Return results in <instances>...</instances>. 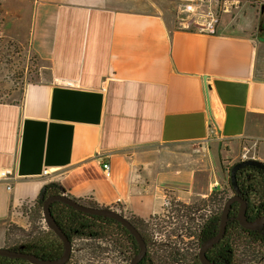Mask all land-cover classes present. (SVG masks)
Instances as JSON below:
<instances>
[{
    "label": "crops",
    "instance_id": "1",
    "mask_svg": "<svg viewBox=\"0 0 264 264\" xmlns=\"http://www.w3.org/2000/svg\"><path fill=\"white\" fill-rule=\"evenodd\" d=\"M115 1L0 0L1 28L39 67L0 100V171L13 174L0 179V246L50 184L146 219L217 189L246 141L264 162V0H202L214 33L177 29L159 0Z\"/></svg>",
    "mask_w": 264,
    "mask_h": 264
},
{
    "label": "flooded vegetation",
    "instance_id": "2",
    "mask_svg": "<svg viewBox=\"0 0 264 264\" xmlns=\"http://www.w3.org/2000/svg\"><path fill=\"white\" fill-rule=\"evenodd\" d=\"M242 173L244 174L243 179L245 181L250 180L254 181V183L264 181V172ZM245 181L241 184L240 188L238 186L239 193L237 195L247 202L245 214L248 220L253 221L264 215V200L263 205L253 206L250 200L248 202V199L245 198ZM229 185L230 179L228 172L226 181L219 187L217 183V189H212L206 197L191 203L181 202L176 199V196L169 200L166 199L163 210L159 214L146 219L125 212L115 205L108 206V208L116 210L123 215L142 237L146 249L137 264H203L199 257L200 249L202 243L214 235L219 228L220 213L223 204L230 197ZM231 189L232 196L235 194V191L232 187ZM60 192L61 190L57 193ZM57 193H45V196ZM199 202L202 204L199 208L195 207L196 205H188ZM54 203L52 202L50 204L51 214L66 235L70 237L68 229L61 226L63 222L59 217V212L54 210ZM238 206V201H234L231 208L233 207L238 210ZM187 207L190 210H186L185 212ZM236 214L237 211L235 214H232V217H229L224 234L220 240L205 250L204 254L206 259L211 264H264V222L253 229H248L239 224L235 218ZM35 217L39 224L41 223V226H38L36 222L33 235H31L29 242H19L13 246L3 245L0 247L30 253L40 259H54L58 257L62 253L63 244L58 235L46 225L42 214V202L41 208L35 212ZM110 219L112 227L108 234L109 243L115 249V254L118 255L117 257L124 258L127 261L126 264H130L133 256L139 251L138 242L125 226L113 218ZM152 223H157L162 233L157 232L153 236L154 232L151 229ZM235 224L240 226V231L234 234L237 236L238 242L233 246V250L229 245V236L230 227ZM156 234L159 237L158 242L160 248H157L156 251L158 252L155 254L154 249L152 250L151 242L153 238H157ZM78 237V240H80V249L78 252L81 256L79 264L99 263L96 250H94L91 244H86L85 241H102V238L105 237L91 235V232L85 230ZM179 238H185V242ZM70 241V256L64 264H71L73 259L74 243L73 239ZM0 264L36 263H31L23 257L0 256Z\"/></svg>",
    "mask_w": 264,
    "mask_h": 264
},
{
    "label": "rangeland",
    "instance_id": "3",
    "mask_svg": "<svg viewBox=\"0 0 264 264\" xmlns=\"http://www.w3.org/2000/svg\"><path fill=\"white\" fill-rule=\"evenodd\" d=\"M152 1V0H150ZM163 2V5L168 10L169 15L168 18L173 20L174 25L176 26V11L178 12V5L182 0H159ZM197 0L195 3H197ZM145 0H116L114 2L115 5H121L124 7H138L139 5L143 4ZM146 3V2H145ZM194 3V2H193ZM0 29V100H14L18 98V94L22 91V87L26 82L36 81L39 80V67H38V60L35 55L30 52L24 44L22 45L20 42H17L15 39L10 38L7 36L6 31ZM200 146L196 147V151H199ZM226 168L223 172H226L224 175V182L227 179V173L229 172L230 167L240 161L239 158L237 160H232L231 157H227L224 159ZM229 162V163H226ZM215 182V181H214ZM229 194L231 196L232 189L229 186ZM90 202V201H86ZM188 205H196L195 207H200L202 205L199 203H192ZM172 209V208H171ZM170 209V210H171ZM190 210L189 207L185 209ZM192 211V209H191ZM29 224H19V223H9L6 226V240L4 245L6 246H13L19 242H29L31 239V235H33L34 227L38 220L35 217L34 211L29 213ZM154 224V225H153ZM151 226V225H150ZM152 232L155 233L159 232L162 233L160 227L157 223H152L151 226ZM157 238H153L151 245L152 250L154 249V253L156 254L158 251L157 248H160V244L158 242V235L156 234ZM79 237L75 236L73 238V259L71 264H79V260L81 258L80 253L78 250L80 249V240ZM180 240L185 242V238H179ZM82 242V241H81ZM86 244H91L94 247V250L97 252L99 263L95 264H126L127 261L124 258L117 257L118 255L115 254V249L109 243V236L108 234L105 235V238H102V241H85ZM159 244V245H158ZM159 246V247H157ZM93 249V248H92ZM117 257V258H116Z\"/></svg>",
    "mask_w": 264,
    "mask_h": 264
},
{
    "label": "water",
    "instance_id": "4",
    "mask_svg": "<svg viewBox=\"0 0 264 264\" xmlns=\"http://www.w3.org/2000/svg\"><path fill=\"white\" fill-rule=\"evenodd\" d=\"M245 166H253V167L264 170V162L260 160H256V159L241 160V161L234 163L231 166L230 171H229V179H230V185L235 191V194L230 196L226 200V202L223 204V207L220 213L219 228L217 232L202 243L199 257L203 264H211L206 259L204 252L206 249H208L209 247H212L215 243H217L220 240V238L223 236L225 228H226V224L229 220V212L231 209V205L234 201H238L239 203L235 218L238 220L241 226L248 228V229H253L257 227L259 224L261 225L264 222V215L261 217H258L257 219L253 221L248 220L245 214L247 202L245 201V199L237 195V193H239V188H238L237 180H236V171ZM45 193H46V186L42 188L39 194V198L42 200L43 218H44L46 225L50 229H52L54 233L58 235V237L61 239L62 244H63L62 253L54 259H40L30 253L20 252L14 249L6 248V247H0V256L23 257L27 259L29 262L36 263V264H64L70 256L71 241L51 214L50 204L56 201L65 203L71 206L72 208L82 211L84 213L113 218L117 220L123 226H125L126 229L130 231V233L134 236V238L138 242L139 251L133 256L130 264H137V262L144 255L146 246L139 232L123 215H121L116 210H113L106 206H89V205L82 204L76 198H73L69 196L68 194H66L64 190H61L60 193L51 194L48 196H45Z\"/></svg>",
    "mask_w": 264,
    "mask_h": 264
},
{
    "label": "trees",
    "instance_id": "5",
    "mask_svg": "<svg viewBox=\"0 0 264 264\" xmlns=\"http://www.w3.org/2000/svg\"><path fill=\"white\" fill-rule=\"evenodd\" d=\"M4 18H5V11L2 8L1 3H0V29L4 21ZM242 172H252V173L253 172H264V170L253 167V166H245L244 168L237 170L236 180H237V185L239 186V188L241 184L244 183L245 181L243 179L244 174ZM245 182H246L245 198L248 199V202L250 200L253 206L262 204L264 200V181H259V182L254 183V181L247 180ZM60 190L61 189L56 184H50L46 186V194L57 193ZM41 202L42 200L38 197L37 200L35 201L34 208L31 210V211H34V214L35 212H37L38 209L41 208ZM79 202L85 205H89V206H98L94 202H86L83 200H79ZM24 210L27 212H30L29 209L24 208ZM54 210L59 212V217L61 218L63 222L61 226H64L65 228L68 229L70 240H72L75 236H78L84 230L91 232V235L105 237V235L109 234L110 229L112 227L110 218L87 214L82 211L76 210L72 208L71 206L65 203H62V202L56 201L54 203ZM236 211L237 209L232 207L229 213V217H232V214H235ZM239 228L240 226L238 224L232 225L230 227V236H229L230 248H233V246L236 245L238 242V238L234 234L240 231Z\"/></svg>",
    "mask_w": 264,
    "mask_h": 264
},
{
    "label": "built area",
    "instance_id": "6",
    "mask_svg": "<svg viewBox=\"0 0 264 264\" xmlns=\"http://www.w3.org/2000/svg\"><path fill=\"white\" fill-rule=\"evenodd\" d=\"M217 5L222 4L226 7V0H216ZM178 17L176 19L177 29H191L194 28L203 33H214L216 31V25L219 22V15L211 5L202 6V0L198 1V4H194L189 0H182L178 5ZM258 140L246 141L239 155V159H255L256 147ZM104 172L109 175L110 165L108 162L102 163ZM43 173H47V170H43ZM13 178L12 170L4 169L0 171V179L8 181ZM7 188H11V184H7Z\"/></svg>",
    "mask_w": 264,
    "mask_h": 264
}]
</instances>
